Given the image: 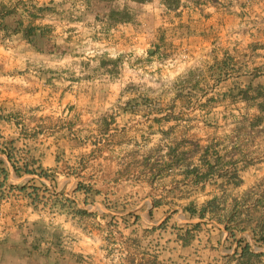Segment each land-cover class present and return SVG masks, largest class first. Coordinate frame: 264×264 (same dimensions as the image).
<instances>
[{"label": "crops", "instance_id": "obj_1", "mask_svg": "<svg viewBox=\"0 0 264 264\" xmlns=\"http://www.w3.org/2000/svg\"><path fill=\"white\" fill-rule=\"evenodd\" d=\"M29 28L42 34L37 45ZM0 36V50L23 45L43 59V81L57 79L59 99L94 105L89 124L60 130L57 149L41 157L19 141L15 121L2 127L10 197L0 207L16 213L0 222V264H264V240L253 232L264 218L243 228L200 215L225 195L235 215L245 195L261 196L251 216L264 212V0H0ZM115 58L121 78L108 69ZM1 73L0 60V99ZM72 82L89 86L68 95ZM179 127L201 133L161 150L162 133ZM9 155L57 172L18 175ZM30 184L57 203H33L20 190Z\"/></svg>", "mask_w": 264, "mask_h": 264}, {"label": "rangeland", "instance_id": "obj_2", "mask_svg": "<svg viewBox=\"0 0 264 264\" xmlns=\"http://www.w3.org/2000/svg\"><path fill=\"white\" fill-rule=\"evenodd\" d=\"M0 39L4 40V36H0ZM6 43L8 44L9 42ZM15 54H17V56ZM28 58L32 59L33 62L29 63L27 67L25 60ZM16 59L18 61V67L11 68L9 65L10 61L11 60L14 61ZM0 60H1V71H2L1 73L2 96H7L6 98L3 97L2 99H0V140L2 136L1 131H3L2 127L5 126L6 125L5 123L11 119L12 121H15L17 123V126L19 128V136H18L19 141L20 138H27L29 140L27 145L28 150L29 149L34 150V153L38 155V157H41L45 153V151L49 149H53V150L57 149L58 142L56 140L59 138L58 132L60 130L72 128V126L78 125L79 123H84V124L90 123V121L88 120L89 119L88 114L92 110L91 107H93L94 105H92L90 100L86 98L65 99L63 97H60L59 99L58 93L60 90V86L57 83V79L51 82L43 81V78L47 77V75L44 74V71L46 70L45 68H43V65L42 66L39 65L42 64V60H43L39 57V55L35 53H31L26 48V46L22 45L19 47V50L14 52L10 51L9 48H5V49L1 48ZM34 62L36 63L35 66H34ZM107 63L110 65L108 69L110 70L112 76H114V78H121L123 73V65L121 58H115L113 60H109ZM11 69L12 72L10 71ZM86 71L92 74H96L97 73L96 71H98L97 74L101 72L99 68L97 70L95 67L88 68ZM10 75H14V76H10ZM67 75L68 76H66V78L69 79L70 76L71 80L73 81L77 76L74 69L68 70ZM164 77L166 78L164 79L165 82H168L169 80L168 76H164ZM48 78L49 77H47V79ZM88 86L89 85L77 86L76 83L72 82L70 83V87L67 86V89L69 90L67 94L73 95L74 90L79 91L82 89H88ZM15 89L17 90L18 93L17 100L15 99L10 100L9 91ZM129 89L131 92L140 91V88L137 85H133ZM10 103H12V105ZM15 104H16V109H15ZM134 104L136 105L137 103ZM134 104L132 103L130 107H133ZM197 104L201 105V103H197ZM143 105L151 106L153 105V103H150L149 101H144ZM158 105L160 106L159 103ZM9 108H12L11 113ZM107 116L109 117V115ZM103 117L105 116L101 115L100 118ZM179 117L182 119L185 118V116H179ZM213 118H216V116H214ZM216 120L215 122H217ZM197 133L200 134L201 132L195 131L192 134L193 136H191L189 135V132L185 130L184 127L181 128L179 127L177 130H172L165 134L162 133L163 147L161 148V150H164L168 145V142L169 141L171 142L172 139H178V138L188 139V137L196 138ZM214 135L217 136L215 133ZM64 137L65 136L63 132V138ZM20 148L24 150L27 149L25 147H20ZM37 149H39V152ZM19 150H18V154H19ZM145 151L149 153L150 152L155 153L152 147L145 148ZM29 152L31 151L29 150ZM29 162H34V161L32 159ZM93 164H95V161H92L91 165ZM52 169L53 170L49 172V169L43 168V170H45L47 174L49 172L50 175H53L54 172H57L56 167ZM162 186L163 183H161L160 181H158L154 185V187H156L157 189ZM9 191L10 190H8L7 188H4L3 193L0 195V198L5 199L7 196L10 197ZM40 195L42 197H40V199L36 201L38 203V206L42 205V203L45 204L48 201H51L53 204L57 203V198H52L50 196L47 199H45L46 196H44L42 192H40ZM260 197L261 196L257 197L255 195L241 196V199L237 200L236 203L239 204L240 207L238 208L237 215H235L234 214L235 211L233 210L234 209L233 204L235 203V200L233 199V196L230 195L220 196L219 198L220 199L223 198L225 201L219 202L220 207L218 208L216 214H218L220 217L224 216L225 219L226 216H230L233 214L235 217L234 220L240 222V225L243 228H247L250 225L252 218H257L259 220L264 218V212L259 213V211L257 210H254L253 216L250 215L251 203L252 202L256 203V199ZM262 197L264 198V196ZM7 204L8 202L0 207V222L2 220V223L5 221L6 223H8L11 220H13L11 216L14 213H16V211H12L14 210V208L10 207L11 208L10 209L7 206ZM11 205L14 207L16 206V204L15 205L11 204ZM226 208H230V209L233 208V209L231 211H228ZM1 232H3V230Z\"/></svg>", "mask_w": 264, "mask_h": 264}, {"label": "trees", "instance_id": "obj_3", "mask_svg": "<svg viewBox=\"0 0 264 264\" xmlns=\"http://www.w3.org/2000/svg\"><path fill=\"white\" fill-rule=\"evenodd\" d=\"M35 31V29L33 28H29L25 31V36L27 37V39L29 40L30 43L37 45V41L41 40V36L42 34H33V32ZM9 159L12 163V166L14 167L16 173L18 175H22L23 173H30V174H38L40 177H44V178H48L49 175L47 174V172H45V170H43L41 168V166H38L37 168H32L31 164L27 163L25 165L20 164L18 161L13 160V158L9 155ZM30 165V166H29ZM41 169V170H40ZM8 179V170L6 169V167L0 162V195L3 193V189L5 186V183ZM20 190L23 192V194H25L26 196H28L29 198H31L33 200V203L36 202L37 200L40 199V197H42L40 195V192L42 191L41 186H38L37 184H30V185H25L20 187ZM221 201H225L223 198H217L214 197L210 200L207 201L206 204H204L201 208L200 211V215L203 216L205 214V212L207 211H211V212H217L219 206V202ZM154 204H158V201H155ZM188 210L190 211H194V207H188ZM226 219L229 220V222L234 221L235 217L234 215H230V216H226ZM227 230H229V233H231V235H235V231L234 228H230L227 226ZM253 232L259 233L261 235V239L264 240V224L257 226L255 228H253ZM245 253H247L248 255H251V251L249 249V245L244 246V250ZM252 255H254L252 253Z\"/></svg>", "mask_w": 264, "mask_h": 264}]
</instances>
